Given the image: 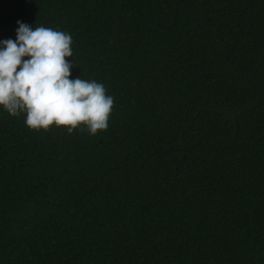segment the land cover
<instances>
[{
	"label": "trees",
	"instance_id": "obj_1",
	"mask_svg": "<svg viewBox=\"0 0 264 264\" xmlns=\"http://www.w3.org/2000/svg\"><path fill=\"white\" fill-rule=\"evenodd\" d=\"M18 20L114 100L95 136L0 106V264H264V0H0V41Z\"/></svg>",
	"mask_w": 264,
	"mask_h": 264
},
{
	"label": "clouds",
	"instance_id": "obj_2",
	"mask_svg": "<svg viewBox=\"0 0 264 264\" xmlns=\"http://www.w3.org/2000/svg\"><path fill=\"white\" fill-rule=\"evenodd\" d=\"M17 24L16 40L0 41V106L11 116L26 114L25 125L33 130L55 125L90 136L106 130L114 98L94 80L69 79L76 66L66 60L72 57L71 35Z\"/></svg>",
	"mask_w": 264,
	"mask_h": 264
}]
</instances>
